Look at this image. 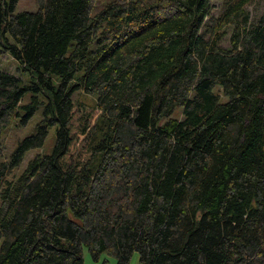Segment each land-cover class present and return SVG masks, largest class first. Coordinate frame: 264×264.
<instances>
[{
	"label": "trees",
	"instance_id": "16d2710c",
	"mask_svg": "<svg viewBox=\"0 0 264 264\" xmlns=\"http://www.w3.org/2000/svg\"><path fill=\"white\" fill-rule=\"evenodd\" d=\"M37 1L0 0L18 71L0 68V133L42 108L5 159L0 136V264H83L82 246L115 264H264V7ZM51 126V153L9 179Z\"/></svg>",
	"mask_w": 264,
	"mask_h": 264
},
{
	"label": "rangeland",
	"instance_id": "374dc122",
	"mask_svg": "<svg viewBox=\"0 0 264 264\" xmlns=\"http://www.w3.org/2000/svg\"><path fill=\"white\" fill-rule=\"evenodd\" d=\"M225 0H213V8L210 10L213 15H217L219 13V10L222 9L223 3ZM37 0H17L14 7L16 11L20 10H27L34 11L37 9ZM264 7V0H253L247 7L246 10L249 11L250 16L254 18L258 15L259 12H261ZM227 42V41H226ZM225 42V44H227ZM17 62L13 58L9 56L7 53H3V56L0 57V68L5 69L6 71L12 72V73H18L16 71ZM23 79L28 78V74H21ZM83 91V90H82ZM76 92L75 93V99L80 100L88 104L94 103V98L91 95L84 94L83 92ZM30 96L29 93H24L21 103H27ZM225 97H221L220 100H223ZM19 111L23 114L24 110L19 109ZM181 113V107H177L172 111V113L169 115L170 117L174 116L175 118L179 119L182 117ZM42 118V108L39 107V109L34 113L31 114V116L26 119L25 123L20 122V115L12 117V119H9V123L6 124V126L1 130L0 136H1V148H2V159L8 158L9 152L13 149L14 145H16L17 141L20 138H23L26 135H29L32 133V131L35 130L36 123ZM165 118L160 119V122H163ZM55 127L51 126L48 128L45 136L44 143L40 146V148H33L26 152L24 157H22L21 162L18 166H16L13 170L8 173L9 179H16L21 170H24L26 167L29 159L35 156L36 154H50L53 148L54 140H55ZM138 252L134 251L132 255L130 256L129 264H138ZM92 256L89 253V250L82 246V260L83 264H115V259H113V256L108 255L106 253H101L98 260H93L91 258Z\"/></svg>",
	"mask_w": 264,
	"mask_h": 264
}]
</instances>
